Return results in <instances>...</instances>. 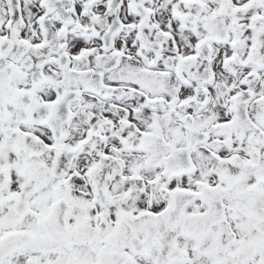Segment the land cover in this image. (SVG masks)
I'll use <instances>...</instances> for the list:
<instances>
[{
    "label": "snow or ice",
    "instance_id": "obj_1",
    "mask_svg": "<svg viewBox=\"0 0 264 264\" xmlns=\"http://www.w3.org/2000/svg\"><path fill=\"white\" fill-rule=\"evenodd\" d=\"M0 264H264V0H0Z\"/></svg>",
    "mask_w": 264,
    "mask_h": 264
}]
</instances>
